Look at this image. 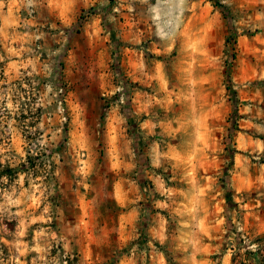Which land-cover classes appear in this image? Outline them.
<instances>
[{"label":"rangeland","instance_id":"rangeland-1","mask_svg":"<svg viewBox=\"0 0 264 264\" xmlns=\"http://www.w3.org/2000/svg\"><path fill=\"white\" fill-rule=\"evenodd\" d=\"M225 254L264 264V0H0V264Z\"/></svg>","mask_w":264,"mask_h":264},{"label":"crops","instance_id":"crops-1","mask_svg":"<svg viewBox=\"0 0 264 264\" xmlns=\"http://www.w3.org/2000/svg\"><path fill=\"white\" fill-rule=\"evenodd\" d=\"M127 221L132 224H136L138 220V214L136 211L132 212L127 218ZM206 264H213V262H208ZM218 264H233V259L231 254H225L220 258Z\"/></svg>","mask_w":264,"mask_h":264}]
</instances>
